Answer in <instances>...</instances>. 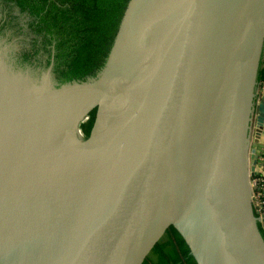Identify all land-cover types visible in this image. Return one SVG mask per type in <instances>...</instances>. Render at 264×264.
Returning <instances> with one entry per match:
<instances>
[{
    "label": "water",
    "instance_id": "1",
    "mask_svg": "<svg viewBox=\"0 0 264 264\" xmlns=\"http://www.w3.org/2000/svg\"><path fill=\"white\" fill-rule=\"evenodd\" d=\"M6 48L0 264H144L170 227L198 264H264V0H131L90 84L31 83Z\"/></svg>",
    "mask_w": 264,
    "mask_h": 264
},
{
    "label": "trees",
    "instance_id": "2",
    "mask_svg": "<svg viewBox=\"0 0 264 264\" xmlns=\"http://www.w3.org/2000/svg\"><path fill=\"white\" fill-rule=\"evenodd\" d=\"M131 0H0V38L17 70L41 80L53 63L55 87L90 84L103 74ZM264 83V60L259 70ZM93 110L81 128L88 136ZM264 236V228L259 224ZM144 264H198L170 227Z\"/></svg>",
    "mask_w": 264,
    "mask_h": 264
},
{
    "label": "built area",
    "instance_id": "3",
    "mask_svg": "<svg viewBox=\"0 0 264 264\" xmlns=\"http://www.w3.org/2000/svg\"><path fill=\"white\" fill-rule=\"evenodd\" d=\"M262 96L263 94L259 92V98ZM251 147L255 148L257 155L255 169L250 174L253 207L259 224L264 228V135L259 143L255 146L252 143Z\"/></svg>",
    "mask_w": 264,
    "mask_h": 264
},
{
    "label": "flooded vegetation",
    "instance_id": "4",
    "mask_svg": "<svg viewBox=\"0 0 264 264\" xmlns=\"http://www.w3.org/2000/svg\"><path fill=\"white\" fill-rule=\"evenodd\" d=\"M7 46H5V40L4 39H1L0 38V49H2V48H6ZM31 76H32V74H31ZM45 76V75H44ZM43 76V77H44ZM30 81H31V83H34L33 81H34V78H33V76H32V78H30ZM261 233H262V231H261Z\"/></svg>",
    "mask_w": 264,
    "mask_h": 264
},
{
    "label": "crops",
    "instance_id": "5",
    "mask_svg": "<svg viewBox=\"0 0 264 264\" xmlns=\"http://www.w3.org/2000/svg\"><path fill=\"white\" fill-rule=\"evenodd\" d=\"M259 92H261L264 95V83H260V89Z\"/></svg>",
    "mask_w": 264,
    "mask_h": 264
}]
</instances>
